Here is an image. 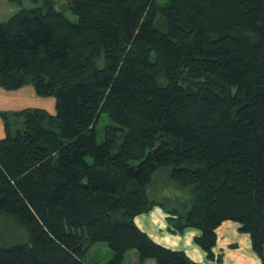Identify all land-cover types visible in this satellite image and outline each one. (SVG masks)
<instances>
[{
	"label": "trees",
	"instance_id": "1",
	"mask_svg": "<svg viewBox=\"0 0 264 264\" xmlns=\"http://www.w3.org/2000/svg\"><path fill=\"white\" fill-rule=\"evenodd\" d=\"M11 1L0 88L31 85L56 111H0V212L32 240L0 245V264H92L99 242L105 264H201L135 222L165 207L148 191L162 169L191 195L165 207L171 231L200 230L222 264L216 229L235 221L264 264V0H68L78 22Z\"/></svg>",
	"mask_w": 264,
	"mask_h": 264
},
{
	"label": "rangeland",
	"instance_id": "2",
	"mask_svg": "<svg viewBox=\"0 0 264 264\" xmlns=\"http://www.w3.org/2000/svg\"><path fill=\"white\" fill-rule=\"evenodd\" d=\"M24 7H39L44 4V0H22ZM55 8L64 13V15L72 22H78V16L73 13L68 5V0H54ZM19 5L11 0H0V21L7 20L11 15L19 10ZM4 93L0 94V111H15L27 107H40L54 113L56 110L53 100L55 98L39 97L36 95L33 86L28 85L24 88V92L18 93V90H6L1 88ZM31 90V92H29ZM20 90V91H21ZM33 93V94H31ZM35 95L37 98H35ZM36 99H39L36 100ZM53 99V100H52ZM36 100V101H35ZM51 100V101H50ZM112 125V121L107 114L103 113L99 123L97 124L98 139L103 140L106 135L108 125ZM111 129V128H110ZM150 197L164 203L165 207L183 210L190 202V193L188 189H184L169 178L167 170L162 169L155 173L152 184L148 189ZM31 233L26 224L18 221L12 215L0 212V245L11 246L15 244H31ZM132 252L126 254V264H130ZM113 257V251L106 242L95 244L88 253L86 261L88 263L105 264Z\"/></svg>",
	"mask_w": 264,
	"mask_h": 264
},
{
	"label": "crops",
	"instance_id": "3",
	"mask_svg": "<svg viewBox=\"0 0 264 264\" xmlns=\"http://www.w3.org/2000/svg\"><path fill=\"white\" fill-rule=\"evenodd\" d=\"M20 90L15 92L22 93L25 89ZM4 92L0 88V94ZM35 98H37L36 95ZM36 100L39 101V99ZM53 103V108H55L54 100ZM4 136V121L0 117V138ZM168 215L166 208L160 204L149 212L136 216L135 222L141 230L146 232L157 243L170 249L184 251L191 259L201 264H218L216 261L210 260L206 252L195 242V238L201 234L200 230L187 228L181 233L173 232L169 228ZM239 227V223L226 220L216 229L217 244L214 247L215 254L222 255V264H261L260 258L252 248L250 235L241 232ZM131 252L130 264H137L138 255L134 250ZM144 264H156V261L153 258H148Z\"/></svg>",
	"mask_w": 264,
	"mask_h": 264
}]
</instances>
